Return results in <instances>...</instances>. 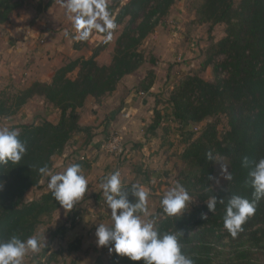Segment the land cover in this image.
I'll return each instance as SVG.
<instances>
[{
  "label": "trees",
  "instance_id": "16d2710c",
  "mask_svg": "<svg viewBox=\"0 0 264 264\" xmlns=\"http://www.w3.org/2000/svg\"><path fill=\"white\" fill-rule=\"evenodd\" d=\"M26 1L0 0V27ZM175 2L128 0L121 6L117 2L114 25L122 28L108 64L96 60L104 42L88 58H75L57 68L49 82L0 90V119L15 115L35 96L59 111L56 122L45 118L20 123L0 137V264H19L17 254L23 245L61 206V191L31 199L26 194L38 188L52 167V157L62 153L76 133L90 130L79 124L78 109L86 98L91 95L99 102L125 75L142 67L145 75L138 86L149 91L156 72L146 64H154L156 58L144 52L142 43ZM190 3L193 21L206 26L209 42L201 51L199 68L182 76L163 103L181 128H197L182 134L175 187L198 203L155 220L140 240L141 252L130 250L138 233L132 229L107 262L99 257L93 264H264V0ZM217 24L224 25V31L214 39L211 32ZM208 66L211 79L202 75ZM219 116L227 120L223 132L218 129ZM162 119L161 110L154 108L150 128H157ZM218 158L228 163V182L221 188L213 186ZM114 209L127 221L142 216L146 207L139 186L117 187ZM80 247L81 239L75 238L53 255ZM50 262L47 256L44 263Z\"/></svg>",
  "mask_w": 264,
  "mask_h": 264
},
{
  "label": "crops",
  "instance_id": "0c3cea01",
  "mask_svg": "<svg viewBox=\"0 0 264 264\" xmlns=\"http://www.w3.org/2000/svg\"><path fill=\"white\" fill-rule=\"evenodd\" d=\"M47 1L34 0L20 13L14 10L0 27V83L6 89L23 88L34 81L49 82L57 68L75 58H88L104 42L96 60L108 64L112 59L122 28L114 25L119 10L116 4L121 6L128 0H53L45 7ZM176 6L177 0L142 43L143 46L146 41L148 52L156 58L154 64H146L156 72L149 91L143 92L138 86L145 75L142 67L125 75L117 88L99 102L89 95L78 111L79 124L89 126L90 130L76 133L63 152L52 157V167L38 188L27 192V197L32 198L58 190L63 193V202L18 252L19 264H45L40 261L47 256L52 262L60 257L54 252L64 250L75 238L81 239V247L72 252L73 264H91L105 257V251L110 257L117 244L130 237L132 229L138 233L130 250L139 253L143 229L151 230L155 220L180 202L186 206L182 212L188 210L192 200L180 197L186 194L173 182L183 149L179 140L182 132L173 131V127L183 128L170 119L168 105L163 102L182 76L199 68L209 34L206 31L207 43L198 46L196 34L189 37L188 31L194 25L206 26L194 23L192 14L184 32L185 26L180 28L183 23L179 20H184L183 15L188 12L183 8L176 11ZM209 69L212 71L210 66L205 71ZM34 98L42 101L36 96L29 101ZM45 105L59 117L57 109ZM154 108L161 110L163 119L157 128L151 129ZM114 131L123 133L122 155L105 153L99 147ZM81 156L84 158L80 159ZM127 184L139 186L146 207L142 216L131 221L114 209V190Z\"/></svg>",
  "mask_w": 264,
  "mask_h": 264
},
{
  "label": "rangeland",
  "instance_id": "374dc122",
  "mask_svg": "<svg viewBox=\"0 0 264 264\" xmlns=\"http://www.w3.org/2000/svg\"><path fill=\"white\" fill-rule=\"evenodd\" d=\"M32 1H34V0H27L24 3L23 6L16 8L15 11L17 13H20L21 11H23L25 9V7L34 4V3H32ZM195 1L196 0H177V6L178 7L176 6V11H181L182 8H183L184 10H186V12H188L187 14H185V16L183 15V17L185 18L184 20H183V18L181 20H179V23L180 22L183 23V24H180V28H183V25L185 26L184 32L186 31L187 26H189L188 25V21L190 20V17L193 14V10L190 8L191 7V3L190 2H195ZM191 28H193V29L190 30ZM205 28L206 27H198V26L194 25V26H191L189 31H188V36L189 37L192 34H196L194 37L196 38V40L198 42V44H197L198 46L199 45L203 46V43H207V40H208L207 39V32L208 31H207V29L205 30ZM223 31H224V25L217 24L214 27V29L211 32V34H212L214 39H217V38H219L220 36L223 35ZM182 38H184V34H183ZM148 46L149 45L146 44V41H145L144 45L141 47V48H143V50H144V52L146 54L148 53V48H147ZM211 73H212V71H210V69H209V72H208V70H207V72L204 71L202 73V75L204 76V78L205 77L208 78L209 76L212 77ZM4 85L5 84L0 83V90L9 91L8 88L6 89V88L3 87ZM15 90H17V89L16 88H12L10 91H15ZM46 117H48L49 120H52L53 122L58 120V118L56 117V113H54V112L52 113L51 110L48 109L47 105H45L43 103V101H41L39 98H34L32 101H29L27 104H25L15 115L4 117V118L0 119V137L6 131H8L13 125H17V124H20V123L36 122V121H40L41 119H45ZM56 118H57V120H56ZM226 121L227 120H226V118L224 116H219L218 117V129H219L220 132H223L226 129V127H227V122ZM177 128H178V125L177 126L174 125L173 131H175L177 133L179 132L180 134H181V132H182V134H183V132H193V131L197 132L196 130H193L191 128H190L191 129L190 130L188 127H186L185 129H182V130L181 129H177ZM119 133L121 135L123 134L122 131L121 132L119 131ZM180 134H179V137H180ZM182 136L183 135H181L180 138L178 137L181 142H182V139H181ZM123 143H124V140H123ZM181 144H183V142ZM124 145H125V143H124ZM124 149H125V146H124ZM124 152H125V150H124ZM124 152H123V154H124ZM180 168H181V166H180ZM180 168L178 169V171L180 170ZM228 178H229L228 163H227V161L225 159L218 158L217 163H216V172H215V178H214L213 186L215 188L225 187L227 182H228ZM173 182H174V184L176 183V177H175V180ZM179 196L183 197V196H186V195H182V196L179 195ZM189 198L192 201H190L191 203L189 202V204H188V210L191 207V205H193L195 203H198V202H196L195 198H193V197H189ZM28 199H31V198H28ZM176 200H180V199H176ZM181 203L182 202L176 204V206L174 207L175 212H179L180 213V212H182L184 210V208H186L185 205L181 206L180 205ZM169 205L172 206L173 204L170 203ZM174 210L172 209L171 211H174ZM149 233H150V230H148V228L147 229H143L141 231V236H142L141 240H143L144 237H146ZM104 253H105V257H103V260L105 262H107V260L109 259L108 252L105 251ZM69 254H71V256ZM111 254H112V252H111ZM77 256L78 255H76V257ZM72 258H73V254H72V252H69V253L61 255L56 260H52V262L49 263V264H73ZM93 263H91V264H93ZM45 264H47V263H45ZM86 264H89V263H86Z\"/></svg>",
  "mask_w": 264,
  "mask_h": 264
},
{
  "label": "built area",
  "instance_id": "2783aa9c",
  "mask_svg": "<svg viewBox=\"0 0 264 264\" xmlns=\"http://www.w3.org/2000/svg\"><path fill=\"white\" fill-rule=\"evenodd\" d=\"M77 33H80V30H78ZM193 129L196 130L197 128L193 127ZM99 147L103 152L111 155H121L125 150L123 137L119 132H112L111 134H109V136L101 142ZM83 158L84 156L80 157V159ZM42 261L44 262V259H42Z\"/></svg>",
  "mask_w": 264,
  "mask_h": 264
}]
</instances>
